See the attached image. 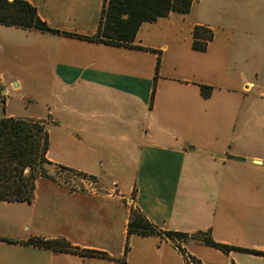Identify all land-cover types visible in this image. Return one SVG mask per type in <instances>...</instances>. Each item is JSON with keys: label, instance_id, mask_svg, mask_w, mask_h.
Masks as SVG:
<instances>
[{"label": "crops", "instance_id": "crops-1", "mask_svg": "<svg viewBox=\"0 0 264 264\" xmlns=\"http://www.w3.org/2000/svg\"><path fill=\"white\" fill-rule=\"evenodd\" d=\"M25 1L59 33L0 25L28 39L7 48L14 56L0 70V89L37 91L22 102L28 113L2 106L0 96V117L45 121L51 166L90 176L102 192L69 191L40 177L30 203L0 201V264H118L132 209L161 231L190 235L214 229L216 218L217 234L264 235V0H219L220 34L202 20L212 7L196 10L193 0L186 14L143 22L124 45L85 38L96 34L104 0ZM195 26L203 30L193 37ZM200 86L211 88L208 97ZM213 99L219 125L210 124ZM239 199L244 221L233 225L225 219L239 213ZM241 246L264 252L263 244ZM168 248L172 256L160 261L181 264ZM86 250L109 258L80 253ZM229 255L228 264H264L261 255Z\"/></svg>", "mask_w": 264, "mask_h": 264}, {"label": "trees", "instance_id": "trees-1", "mask_svg": "<svg viewBox=\"0 0 264 264\" xmlns=\"http://www.w3.org/2000/svg\"><path fill=\"white\" fill-rule=\"evenodd\" d=\"M192 2L193 0H104L97 32L94 36L85 38L116 45L130 43L143 22L153 21L171 12L186 14ZM123 15L125 18H122ZM0 25L59 33L43 21L38 16L37 9L25 0H0ZM201 29L202 26H195L193 37ZM64 34L76 36L70 33ZM193 47H198L194 41ZM200 88L203 96L208 97L210 87L200 86ZM47 147L48 132L42 121L0 117V201L25 203L32 201L37 179L46 177L47 167L51 165L46 159ZM130 235L165 236L169 239L186 237V234L181 232L158 230L137 209L131 210L127 223L126 237ZM28 242L58 252H76L75 249L60 241L31 239ZM205 242L216 248L234 249L264 256V252L220 245L210 238H206ZM80 253L109 258L105 253L89 250L80 251ZM120 263L125 264V260L122 259Z\"/></svg>", "mask_w": 264, "mask_h": 264}, {"label": "rangeland", "instance_id": "rangeland-1", "mask_svg": "<svg viewBox=\"0 0 264 264\" xmlns=\"http://www.w3.org/2000/svg\"><path fill=\"white\" fill-rule=\"evenodd\" d=\"M214 1L215 2L210 5L209 0H196L195 9H201L202 11L203 9L211 6V10H213L214 12L212 11V13L209 15L207 11H202L206 17L202 19L201 16V18L199 19L205 21L208 20L207 22L212 24L216 32L220 34L222 28L224 27L222 12V8H224V5L221 4L219 0ZM26 44H28V39H25L22 34H16L9 31H5V29L0 27V70H5L6 66L4 61L7 58L14 56L12 55V52H10L7 48H21V46H24ZM14 60L15 59L13 58V61ZM35 88L36 86L26 84L20 86V89L17 92H12V88H8L7 86H1L0 91L3 89L7 90V93L5 95L0 94V96H2L1 105L3 106L4 104H6V106H11L12 109L17 112L24 111L25 113H28L29 110H24L22 102L23 104L27 105V103L35 99V96L37 95V91ZM215 94H217V92H215ZM219 107L220 103L217 100L213 99V101H211L210 110L211 125L220 124L222 115H220L219 113ZM40 121L46 124L45 121ZM47 174L48 175L46 177H49L54 182L60 184L69 191H77L82 193L102 192L99 183L95 179H92L90 176L85 174L73 172L65 167L62 168L60 166L50 165L47 167ZM234 206L238 209L239 213L230 215V217L226 218L225 220L231 222L233 225L236 222L243 223L244 213H241V211L244 209V202L239 199L238 202H234ZM214 221V229L208 228L207 230L193 232L190 235H186L184 240L183 238L175 237L172 238L170 242L167 241V243L158 241L155 236L141 237L139 235H130L126 237L125 234L117 243L120 252L119 257H121V259L118 260V264H121L120 261L122 259L125 260V264H163L162 261H160V255L172 254V251L168 248L169 244H171L179 252L181 256V264L182 261L183 264H228L230 251L241 253V251H237L234 249L225 250L223 248H216V246H211L207 244L205 242V239L210 238L214 241L213 236L222 238L228 242L217 244L232 246L234 248L239 249H244L241 246L242 244L256 243L264 245V235L255 236L252 234L250 238H248L247 236L241 234L240 231L227 229H224V231H221L219 234H217L219 232L217 226V219L215 218ZM217 250L226 255L227 258L222 257L217 252ZM231 260L232 258H230V261Z\"/></svg>", "mask_w": 264, "mask_h": 264}]
</instances>
